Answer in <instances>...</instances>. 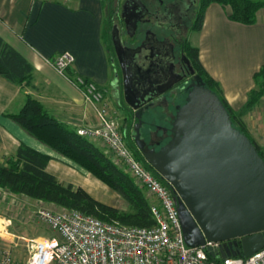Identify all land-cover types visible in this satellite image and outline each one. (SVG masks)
Here are the masks:
<instances>
[{
	"label": "crops",
	"instance_id": "obj_1",
	"mask_svg": "<svg viewBox=\"0 0 264 264\" xmlns=\"http://www.w3.org/2000/svg\"><path fill=\"white\" fill-rule=\"evenodd\" d=\"M103 1L0 0V37L32 67L31 78L23 85L0 75V161L14 155L18 145L24 143L51 157L46 170L58 181L80 186L93 196L98 194L93 188L102 187L99 180L29 134L10 114L18 112L26 97L31 96L71 129L95 122L93 107L46 61L69 51L75 57L73 70L104 89L109 112L119 121L121 129L127 127L123 122L126 115L123 118L119 110H126L122 87L104 36L107 15ZM194 31L198 36L193 46L198 48L202 67L218 82L222 96L240 115L249 136L264 149V94L252 107H245L257 86L255 76L264 67V6L257 11L254 23L243 24L230 20L228 9L221 4L209 3L204 8L201 28ZM97 144L105 146L99 141ZM40 207L59 209L0 188V249L15 247L18 239L35 238V232L19 230L12 220H38L34 213ZM121 207L126 209L127 204Z\"/></svg>",
	"mask_w": 264,
	"mask_h": 264
},
{
	"label": "water",
	"instance_id": "obj_2",
	"mask_svg": "<svg viewBox=\"0 0 264 264\" xmlns=\"http://www.w3.org/2000/svg\"><path fill=\"white\" fill-rule=\"evenodd\" d=\"M124 6L121 15L127 26L135 28L142 13L129 17ZM138 7L143 9L142 3ZM110 37L121 72L122 97L137 120L133 145L178 194L186 244L227 241L219 251L221 257H248L258 251L264 246V159L255 144L232 125L219 96L197 74L184 102L175 108L170 137L157 146L146 145L140 131L144 110L182 78L172 70L138 77L134 50L122 46L115 25ZM115 72L118 76L117 66Z\"/></svg>",
	"mask_w": 264,
	"mask_h": 264
},
{
	"label": "built area",
	"instance_id": "obj_3",
	"mask_svg": "<svg viewBox=\"0 0 264 264\" xmlns=\"http://www.w3.org/2000/svg\"><path fill=\"white\" fill-rule=\"evenodd\" d=\"M67 3L71 0H52ZM46 61L80 91L93 107L94 123L77 128L81 136L98 140L112 153L113 160L154 198L150 227L107 222L76 209L40 207L35 217L46 223L57 237L23 238L26 257L17 259L9 246L0 249V264H264V246L248 257H221L227 241L186 244L177 211L178 194L155 170L146 167L124 140L119 121L104 102V89L73 70L75 57L69 51ZM113 117V118H112ZM215 252L209 254L208 248Z\"/></svg>",
	"mask_w": 264,
	"mask_h": 264
},
{
	"label": "trees",
	"instance_id": "obj_4",
	"mask_svg": "<svg viewBox=\"0 0 264 264\" xmlns=\"http://www.w3.org/2000/svg\"><path fill=\"white\" fill-rule=\"evenodd\" d=\"M212 2L227 8L230 20L243 24L254 23L257 11L264 6V0H199L195 29L201 28L204 8ZM114 10L108 11L109 18L113 15ZM187 47L205 86L219 96L230 114L232 125L250 138L264 159L262 148L249 136L240 115L227 104L218 82L209 76L202 67L198 57V48L189 44ZM31 70L30 63L0 37V75L14 83L23 85L30 80ZM255 79L257 86L255 90L251 91L245 104L246 108L252 107L264 94V67L256 74ZM10 117L29 134L60 154L78 169L92 174L115 191L127 204V207L120 209L94 198L80 186L73 187L71 184H62L46 170V165L51 157L24 143L18 145L14 155L7 156L3 161H0L1 189L53 204L59 209H76L107 222L139 227L154 225L155 220L151 212V205L154 202L151 198L153 197L148 195L147 191L135 181L124 165L113 160L112 153L106 146L100 147L97 144L98 140L81 136L77 133V128L71 129L58 121L44 109L38 100L31 96H27L19 111L10 114ZM123 137L127 138V135L123 134ZM127 145L146 167L154 171L136 150L133 143L128 140Z\"/></svg>",
	"mask_w": 264,
	"mask_h": 264
},
{
	"label": "flooded vegetation",
	"instance_id": "obj_5",
	"mask_svg": "<svg viewBox=\"0 0 264 264\" xmlns=\"http://www.w3.org/2000/svg\"><path fill=\"white\" fill-rule=\"evenodd\" d=\"M142 3L143 9L138 7ZM129 17L141 12L135 28L127 26L122 17V6ZM198 0H116L112 18L121 44L134 50L133 62L138 77L149 75L156 71L168 74L170 70L182 79L175 83L169 90L155 98L142 115L141 136L145 143L157 146L169 137V127L155 124L154 115L150 112L159 109L168 110L172 106L184 102L187 91L195 75H200L187 45V32L197 22ZM110 30V35H111ZM190 45V44H189ZM191 46V45H190ZM112 60L117 66L118 77L121 83V72L112 46ZM201 76V75H200ZM161 86V85H159ZM184 96L181 102H175L177 97ZM137 120L132 116L131 125H127L125 134L133 143L135 131L134 123ZM124 134V129H122ZM143 131H146L143 132ZM171 134V133H170Z\"/></svg>",
	"mask_w": 264,
	"mask_h": 264
},
{
	"label": "rangeland",
	"instance_id": "obj_6",
	"mask_svg": "<svg viewBox=\"0 0 264 264\" xmlns=\"http://www.w3.org/2000/svg\"><path fill=\"white\" fill-rule=\"evenodd\" d=\"M198 2H199V0H198ZM115 3H116V0H104L103 1L104 9H105V12H106V15H107V26H106V33L107 34H105L104 36H105V40H106V42H108V45H109V47H110L111 50H112V43H111V37H110V30H111V24H112V21L113 20H112L111 17L109 18L108 11H111L112 12L115 9ZM198 10H199V4L197 6V12H198ZM194 30H195V28L194 29L191 28L187 32L188 43L191 46H193V45L196 44L195 41H196V37L198 36V34L195 33ZM183 98H184V96L177 97L175 102H181V100ZM123 105L125 106V109L126 110L119 109L120 110V113H121V115H122L123 118L126 115V119L127 120H125L123 122H126V125H131V123H132L131 110L126 105V103L124 102V100H123ZM110 106H111V103H110ZM156 111H158V112H155L153 110H152V112H150V115H154L155 116V118H154L155 124H159L161 126H168L170 128V123H171V121L173 119V116H174V113H175V107L172 106L168 110L167 109L166 110H163V109H159L158 108V110H156ZM123 118H121V119H123ZM132 131L134 132L133 129H132ZM143 132L146 133V131H143ZM169 137H170V132H169ZM169 137H167V138H169ZM124 140L128 144L127 138H124ZM165 140H163V142ZM149 142L150 141L147 140L146 145L150 146L149 145ZM262 150L264 152V149H262ZM85 173L86 174H90V173H88L86 171H85ZM90 175H92V174H90ZM101 184H102L101 185L102 187L100 189L99 188H95V187L93 188V190H96L95 192L98 191V194H95L94 196L91 193H89V194L91 196L99 199V200H102V202L111 204L113 206H116V207L122 209L121 206L124 205L125 202L120 198V196L115 191L111 190L103 182H101ZM119 199L122 200L123 203H121V201ZM151 199L153 201H155L153 198H151ZM46 208H50V209H54V210L56 209V208H52V207H46ZM59 210H61V209H59ZM12 222H14V224L17 225V227H19V230H21V231H25V232L30 231L32 233L35 232V235L33 236L35 238H38V237L43 236V235L46 236V237H52V236L57 237V234L55 233V231H53L43 221H40V220H12ZM12 250H13L14 256L17 259H20V260L24 259L26 257V255H27V253H26V246L24 245V240H22V239H18V245H16L15 247H12Z\"/></svg>",
	"mask_w": 264,
	"mask_h": 264
}]
</instances>
